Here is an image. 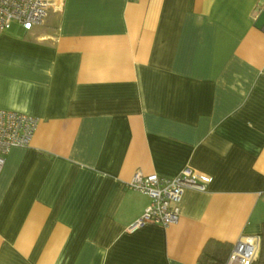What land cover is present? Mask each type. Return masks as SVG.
Listing matches in <instances>:
<instances>
[{
  "label": "crops",
  "instance_id": "0c3cea01",
  "mask_svg": "<svg viewBox=\"0 0 264 264\" xmlns=\"http://www.w3.org/2000/svg\"><path fill=\"white\" fill-rule=\"evenodd\" d=\"M261 0H62L0 35V110L38 120L0 174V264H200L264 224ZM190 168L176 224L129 232L136 172Z\"/></svg>",
  "mask_w": 264,
  "mask_h": 264
},
{
  "label": "built area",
  "instance_id": "2783aa9c",
  "mask_svg": "<svg viewBox=\"0 0 264 264\" xmlns=\"http://www.w3.org/2000/svg\"><path fill=\"white\" fill-rule=\"evenodd\" d=\"M61 8L62 0H0V35L8 32L14 23L30 31L33 27L41 26L49 12H59ZM37 124L38 120L29 115L0 110V174L11 148L30 146ZM208 183L206 177L190 168L183 169L173 179H163L157 175L144 176L136 172L126 188L147 196L150 204L128 231L133 232L147 224L164 228L176 224L183 192L186 189L205 191ZM258 247V236L238 241L225 264H252Z\"/></svg>",
  "mask_w": 264,
  "mask_h": 264
},
{
  "label": "trees",
  "instance_id": "16d2710c",
  "mask_svg": "<svg viewBox=\"0 0 264 264\" xmlns=\"http://www.w3.org/2000/svg\"><path fill=\"white\" fill-rule=\"evenodd\" d=\"M259 237V247L256 258L252 264H264V224ZM233 246L219 243L217 241H208L204 246L199 258L200 264H225Z\"/></svg>",
  "mask_w": 264,
  "mask_h": 264
},
{
  "label": "water",
  "instance_id": "95a60500",
  "mask_svg": "<svg viewBox=\"0 0 264 264\" xmlns=\"http://www.w3.org/2000/svg\"><path fill=\"white\" fill-rule=\"evenodd\" d=\"M254 26L257 29L264 31V8L260 11Z\"/></svg>",
  "mask_w": 264,
  "mask_h": 264
}]
</instances>
